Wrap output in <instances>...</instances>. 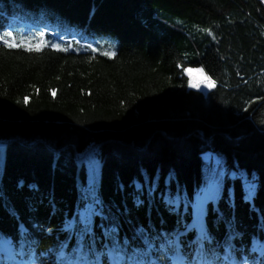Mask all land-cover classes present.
I'll list each match as a JSON object with an SVG mask.
<instances>
[{
    "label": "trees",
    "instance_id": "trees-1",
    "mask_svg": "<svg viewBox=\"0 0 264 264\" xmlns=\"http://www.w3.org/2000/svg\"><path fill=\"white\" fill-rule=\"evenodd\" d=\"M0 36V244L17 259L264 264V0H0Z\"/></svg>",
    "mask_w": 264,
    "mask_h": 264
},
{
    "label": "rangeland",
    "instance_id": "rangeland-1",
    "mask_svg": "<svg viewBox=\"0 0 264 264\" xmlns=\"http://www.w3.org/2000/svg\"><path fill=\"white\" fill-rule=\"evenodd\" d=\"M189 69H192V70H193V76H189V74H188L187 71H186V74H187V76L189 77L190 80L195 79V80L198 81V82L203 81V78H202V77L199 75V73H197V71H196V70H202L201 68H189ZM203 74L206 75V74L204 73V71H203ZM207 77H208V76H207ZM211 81H212V80H211ZM205 84H206V82H200V83H199V87H196V88H193V87H190V86H189V87H190L191 89H196V90H199V91H201V92L207 94L209 91H211V90L214 88L215 84H214V86H205ZM204 160H205V162H206L207 164L211 165V166L214 168V170H216V169L221 165V162H222V160H221L217 155H215V154H213V153H207V154H205V155H204ZM207 189H209V190H210V193H212L211 195H213V191H214V183L211 182L207 188L203 189V194L205 193V191H206ZM203 194H202V193H201V195L198 194V195H197V198H198V197H203ZM3 250H4V254L7 255V256L10 258V260H11V264H15L16 261L13 260V258H11V255H10V253L7 251V249H3ZM16 264H17V263H16Z\"/></svg>",
    "mask_w": 264,
    "mask_h": 264
},
{
    "label": "bare ground",
    "instance_id": "bare-ground-1",
    "mask_svg": "<svg viewBox=\"0 0 264 264\" xmlns=\"http://www.w3.org/2000/svg\"><path fill=\"white\" fill-rule=\"evenodd\" d=\"M209 191V190H208ZM207 191V192H208ZM205 191V193L203 194V197H196L195 198V202L194 204L192 205V216L194 215L196 219L199 218L200 214L203 212L204 208H205V203L207 200H209L211 197L210 196V191L207 193ZM192 220H193V217H192ZM10 243H4V242H1L0 244V256H3L5 259H7L10 264H11V260L10 258L4 254V250L3 249H7V251L10 253L11 255V258H13V260H16L17 257H15L12 249L10 250ZM19 260H17L16 263H18ZM15 263V264H16Z\"/></svg>",
    "mask_w": 264,
    "mask_h": 264
},
{
    "label": "snow or ice",
    "instance_id": "snow-or-ice-1",
    "mask_svg": "<svg viewBox=\"0 0 264 264\" xmlns=\"http://www.w3.org/2000/svg\"><path fill=\"white\" fill-rule=\"evenodd\" d=\"M6 36L10 37L11 33H6ZM0 41H2L8 47H14L15 46V44L9 43V40L6 39L4 36H0ZM60 50H65V49H60ZM103 54L104 55H114V53H103ZM186 71L189 74V76H193V70L192 69H187ZM196 71L203 78V81H200V82H206L205 86H214V82L211 81V79L209 77H207L206 75L203 74V70H196ZM200 82L196 81L195 79H192L189 81V86L193 87V88L199 87Z\"/></svg>",
    "mask_w": 264,
    "mask_h": 264
}]
</instances>
